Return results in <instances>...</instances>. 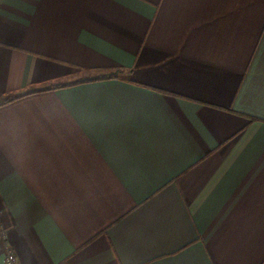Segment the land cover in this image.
<instances>
[{"label": "crops", "instance_id": "obj_1", "mask_svg": "<svg viewBox=\"0 0 264 264\" xmlns=\"http://www.w3.org/2000/svg\"><path fill=\"white\" fill-rule=\"evenodd\" d=\"M19 94L18 264H264V0H0V102Z\"/></svg>", "mask_w": 264, "mask_h": 264}, {"label": "built area", "instance_id": "obj_2", "mask_svg": "<svg viewBox=\"0 0 264 264\" xmlns=\"http://www.w3.org/2000/svg\"><path fill=\"white\" fill-rule=\"evenodd\" d=\"M0 242L4 243L3 264H18L13 249L6 244L5 231L0 222Z\"/></svg>", "mask_w": 264, "mask_h": 264}, {"label": "trees", "instance_id": "obj_3", "mask_svg": "<svg viewBox=\"0 0 264 264\" xmlns=\"http://www.w3.org/2000/svg\"><path fill=\"white\" fill-rule=\"evenodd\" d=\"M120 70H121V69H115L114 72L109 73V74L100 75V76H98L96 79L115 78V77H117L118 74L120 73ZM60 86H61V85H59V84H54V85H52L51 87L56 88V87H60ZM47 88H48V87H45V88H43V90H45V89H47ZM35 91H38V90H33V91H31V92H35ZM21 95H23V94H19V95H8L7 97H5V98L0 102V105H1V104H4V103H7V102H10V101H12L13 99H15V98H17V97H19V96H21Z\"/></svg>", "mask_w": 264, "mask_h": 264}]
</instances>
